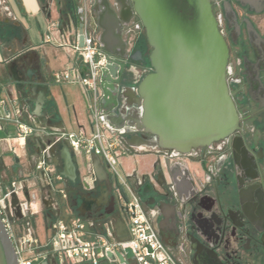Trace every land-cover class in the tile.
Instances as JSON below:
<instances>
[{
	"label": "flooded vegetation",
	"instance_id": "obj_1",
	"mask_svg": "<svg viewBox=\"0 0 264 264\" xmlns=\"http://www.w3.org/2000/svg\"><path fill=\"white\" fill-rule=\"evenodd\" d=\"M259 2L211 0L229 49L226 83L239 128L186 153L159 150L177 155L166 161V174L139 183L131 179L152 227L178 264H264V0ZM78 3L80 21L82 0ZM109 3L123 10L122 24L139 20L128 11L130 0ZM143 35L144 29L131 53L140 49L144 60L127 61L125 86L151 71ZM26 61L25 68L38 66L34 57ZM68 202L95 219L118 208L110 178L91 191L71 183ZM62 204L51 196L49 216Z\"/></svg>",
	"mask_w": 264,
	"mask_h": 264
},
{
	"label": "built area",
	"instance_id": "obj_2",
	"mask_svg": "<svg viewBox=\"0 0 264 264\" xmlns=\"http://www.w3.org/2000/svg\"><path fill=\"white\" fill-rule=\"evenodd\" d=\"M81 9L82 45L78 32L71 42L65 39L63 32L56 41L72 52L87 71L82 73L79 66L72 65L55 71L52 78L57 84L79 85L87 110V127L66 131L40 125L28 104L14 92L4 95L6 85L0 82V131L8 126L15 131L12 137H0V144L5 142L21 160L26 156L29 137L40 136L44 142L34 157L30 172L10 178L0 171V217L13 243L17 264H178L152 227L131 182V174L123 175L119 170L122 157L132 149L123 142L120 134L123 129L115 128L99 106L101 73L109 54L93 29L91 1L82 0ZM59 26L52 22L48 31ZM122 26L126 52L130 54L143 34V26L139 20ZM44 40H52L49 32ZM61 141L68 144L77 158L78 184L85 191L97 186L91 155L99 157L115 186L120 219L126 228L125 240L117 236L113 218L82 216L68 202L67 180L53 163L52 149ZM157 157L165 162L176 159L177 155L158 150ZM82 158L79 165L78 160ZM55 195L63 204L49 216L45 208L50 197ZM14 198L15 203L12 202Z\"/></svg>",
	"mask_w": 264,
	"mask_h": 264
},
{
	"label": "water",
	"instance_id": "obj_3",
	"mask_svg": "<svg viewBox=\"0 0 264 264\" xmlns=\"http://www.w3.org/2000/svg\"><path fill=\"white\" fill-rule=\"evenodd\" d=\"M130 1L128 11L141 22L150 48L146 63L151 71L137 78L134 86H125L127 61L144 59L140 49L127 54L125 44H121L120 51L108 57L102 70L100 90L105 91L106 96L107 87H111L106 81L111 80L110 74L116 77L118 73L112 80L115 91L123 95L124 88L131 94L123 104L119 102V108L107 114V120L115 128L123 129L120 134L126 145L142 154L155 156L150 171L131 174V179L139 183L154 175L163 177L166 174L168 164L157 157L158 150L186 153L193 148L209 146L234 133L239 128V117L226 83L229 49L218 28L211 0ZM259 1L262 5V0ZM81 21H76L80 45L83 40ZM123 21L126 19L121 17L117 28L122 27ZM16 86L25 89V98L36 96V114L45 123L47 120L39 111L49 99L51 85L47 78L40 74L34 81L22 83L18 80ZM36 86L41 92L35 93ZM50 100L54 102V98ZM63 151L66 154L61 156L60 172L75 182L77 158L71 155L66 144H63ZM91 162L98 183L103 185L107 180L105 168L94 154ZM54 163L58 165L57 158ZM114 214L117 216L116 234L125 240L126 228L120 219V210L117 208ZM80 215H84L82 209ZM0 248L5 264H17L13 243L1 217ZM119 258L122 259L120 255Z\"/></svg>",
	"mask_w": 264,
	"mask_h": 264
},
{
	"label": "crops",
	"instance_id": "obj_4",
	"mask_svg": "<svg viewBox=\"0 0 264 264\" xmlns=\"http://www.w3.org/2000/svg\"><path fill=\"white\" fill-rule=\"evenodd\" d=\"M90 1V20L93 29L98 34L106 52L109 56H112L113 53L119 52L120 45L124 44L121 27L117 28L119 25L118 20L121 17L124 18V12L122 9L114 8L109 3V0ZM42 2H45L47 12L43 9ZM78 5V0H0V82L6 85L4 95H10L14 92L22 102L28 104L30 112L36 121L51 130L74 131L79 126H88L85 100L79 85L75 83L57 84L52 78V74L55 71L67 66L77 65L82 73L87 71L86 66L76 59L72 52L59 46L56 41L60 38L61 32L64 33L67 41L71 42L74 39V34L77 32L76 21L78 19L76 12L79 8ZM52 22L60 24L59 28H57L58 30L52 27L51 31H48V26ZM68 22L70 24L67 26ZM47 32L51 34V41L44 40ZM42 52L44 59L41 55ZM21 57L22 59H20ZM33 57L38 60V66L35 69L25 68L26 59ZM40 74H43L51 85L48 92L49 99L45 101L42 110L39 111L47 120L45 123L36 114V96L31 95L27 99L24 97L25 89H19L16 86L18 80L22 83L29 80L34 81L39 78ZM117 76L118 73H116V77L110 74L111 80L106 81L111 86L107 87L108 94L106 96L105 91L100 90L101 85H99V106L106 115L111 114L112 110L119 108L121 106L119 104H123L125 96L131 98V94L127 89H125L127 90L126 93L121 91L124 92V96L115 91L116 85L112 80H115ZM35 84H39V81H35ZM35 89V93L41 92L40 87L36 86ZM55 95H57V98ZM50 97L54 98V103L50 100ZM61 98L64 101L63 103L60 102ZM7 135L11 137L15 135L12 126L0 131V137H6ZM43 143L40 136L29 137L25 146L26 156L19 160L8 149L7 144L2 142L0 144V171L10 178L30 172L34 157ZM63 144L68 146L66 142L61 141L52 149L53 163L54 158H57L58 165L54 164L59 172L63 163L61 156L66 154L63 151ZM131 149L132 151L121 159L120 172L123 175H128L133 172L143 174L150 171L155 161V156L148 154L151 156L149 159L146 154H142L133 148ZM70 153L74 156L71 150ZM81 160L83 161L84 159L82 158ZM108 178L107 174L105 183H107ZM66 180L69 188L71 183L78 182V174L75 182H71L67 178ZM97 184L99 183L97 182ZM44 204L45 206L47 205L46 202ZM45 209L49 215L48 208L46 207ZM83 216L90 217L85 215V213ZM102 218L105 220L113 218L115 229L116 214L109 212Z\"/></svg>",
	"mask_w": 264,
	"mask_h": 264
},
{
	"label": "rangeland",
	"instance_id": "obj_5",
	"mask_svg": "<svg viewBox=\"0 0 264 264\" xmlns=\"http://www.w3.org/2000/svg\"><path fill=\"white\" fill-rule=\"evenodd\" d=\"M1 43H2V40H1ZM3 45H4V42H3ZM148 53V52H147ZM41 55H42V58L44 59V56H43V52L41 53ZM56 88H57V86H55ZM56 96V98H57V95H55ZM60 102H64L63 101V99L61 98V100H60ZM146 156H147V158H151V156L150 155H148V154H146ZM82 164V160L80 159V161H79V165H81ZM81 171V170H80ZM0 264H5L4 263V258H3V255H2V252H1V248H0Z\"/></svg>",
	"mask_w": 264,
	"mask_h": 264
},
{
	"label": "trees",
	"instance_id": "obj_6",
	"mask_svg": "<svg viewBox=\"0 0 264 264\" xmlns=\"http://www.w3.org/2000/svg\"><path fill=\"white\" fill-rule=\"evenodd\" d=\"M41 5H42L43 9H45V11L47 12V9H46V6H45V2H42ZM140 43H141V45H143V44L148 45L144 35H143V37L141 38V42H140ZM149 50H150V48H149V46H148V51H149ZM53 103H54V102H53Z\"/></svg>",
	"mask_w": 264,
	"mask_h": 264
}]
</instances>
